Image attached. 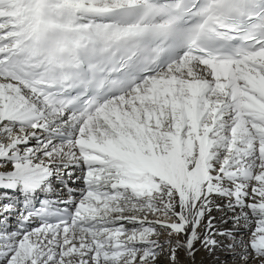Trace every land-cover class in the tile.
<instances>
[{"label":"snow or ice","instance_id":"obj_1","mask_svg":"<svg viewBox=\"0 0 264 264\" xmlns=\"http://www.w3.org/2000/svg\"><path fill=\"white\" fill-rule=\"evenodd\" d=\"M0 264H264V0H0Z\"/></svg>","mask_w":264,"mask_h":264}]
</instances>
